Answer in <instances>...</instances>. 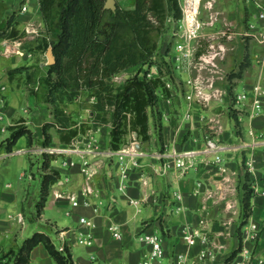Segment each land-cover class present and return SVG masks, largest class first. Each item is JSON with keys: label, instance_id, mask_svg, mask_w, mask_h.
Here are the masks:
<instances>
[{"label": "crops", "instance_id": "crops-1", "mask_svg": "<svg viewBox=\"0 0 264 264\" xmlns=\"http://www.w3.org/2000/svg\"><path fill=\"white\" fill-rule=\"evenodd\" d=\"M116 1L121 6L122 0ZM214 1L220 6L219 17L225 21L250 18L257 10L255 2L264 3V0H241L239 9L230 0ZM12 15L20 22L21 30L30 25L43 24L39 0H0V27ZM237 42L236 49L229 53L225 64V68L230 71L236 65L241 69L245 54V46L240 41ZM7 45L15 47L17 55L21 57L18 60L15 57L8 59L10 70L21 66L30 67V71L37 68L34 55L36 52L41 53L35 48L38 42L31 46L35 50H29L31 48L21 47L19 41H0L1 49ZM249 48L248 71L235 75V84L228 82L234 92L249 90L262 77L264 46L252 41ZM231 53H236V61H230ZM43 66L44 63H40V67ZM0 72L4 75L3 70L0 69ZM37 75L36 73L34 78L36 81L39 80ZM9 79L22 92L26 104L22 108L24 115L14 116L15 111L11 109L5 92L1 91L2 87L6 89L7 86L0 87V95L3 94L5 98L0 106L7 108L9 112L8 123L0 128V133L9 132V138V127L24 119L23 124L30 129L35 128L39 134L42 119L53 117L51 110L31 92L33 84L28 83L26 74H17ZM35 90L37 91L36 87ZM187 110L183 95L162 101L159 126L153 123L152 114L150 117V140L143 142L136 139L125 143L116 151L110 148V129L105 126L94 127L73 146L61 144L59 140L60 148L71 147L74 150L52 163V168L61 173V181L52 186L37 223L27 221L23 205L25 199L20 197L23 189L12 191V184L4 185L0 182V264H13L12 259L5 255L9 251H18L23 242L36 232L47 234L57 250L64 252L68 248L73 264H142L149 252V247L139 239L140 233L145 229L165 237L166 256L158 264H170L174 252H188L190 258L198 254L201 247L188 249L181 240L180 230L184 225L198 226L201 219L207 220V230L215 238L221 252L219 264H227L229 260L232 263L238 253L237 249L245 244L243 232L250 222L257 223L261 227V233L256 243L248 242L247 246L264 258V196L254 194L252 190L255 183L264 190V116L251 118L249 110L243 108L237 114L242 125V130H238L235 119L230 118V112L222 106L204 108L200 112L195 109L192 120L184 117ZM201 112L214 115L217 121L222 120L223 123L209 125L200 121ZM3 120L4 116H1L0 121ZM251 130L254 135L250 134ZM206 137L221 140L226 145L224 158L227 161L229 172L226 176L230 177L229 182H224V175L212 165L214 155L205 151ZM6 139L0 140V161L5 158L3 153L12 156L14 152L13 150L10 155L2 146ZM174 148L183 152L196 151L192 158L193 166L186 170L175 167L164 169L163 160L158 155ZM19 150L26 151L25 148L16 151ZM251 157L256 160L255 175L250 174L246 166ZM63 161L73 162L74 165L67 166ZM86 161L96 170L91 177L85 173ZM124 169L128 170V177L125 179L121 177ZM122 182L127 184L126 192L119 189ZM199 183L202 184L200 188ZM86 189L90 193L85 196L83 192ZM248 189L252 195L247 208L245 199ZM177 194L182 198L177 199ZM72 196L79 200V206L71 205ZM133 201H138L139 204H133ZM229 204H233L232 209L228 208ZM178 208H181L179 213ZM61 210L72 224L59 222L51 215L54 211L59 213ZM83 217L91 220L94 227L82 224ZM45 227L53 229L55 235L52 237ZM114 227H118L121 239L115 238ZM88 234L93 235V245L80 244V237ZM79 246L83 253L76 254L75 248ZM29 264L57 263L45 245L39 244L31 252Z\"/></svg>", "mask_w": 264, "mask_h": 264}, {"label": "trees", "instance_id": "trees-1", "mask_svg": "<svg viewBox=\"0 0 264 264\" xmlns=\"http://www.w3.org/2000/svg\"><path fill=\"white\" fill-rule=\"evenodd\" d=\"M40 11L45 25V35L38 42L36 50L46 53L52 48L55 63L48 66L46 77L42 78L45 91L30 90L41 102L53 107L54 121L43 126L44 147L52 144L50 129L56 128L61 144L70 145L86 127H78L67 114L62 104L71 102L82 91L91 92L95 101L92 105L93 125H110L112 150H120L126 143L129 132H134L143 141H149L151 109L171 98L166 81H174L172 57L168 55L162 64L154 63L158 52V42L154 35L162 34L169 18L180 20L182 10L179 0H134V7L123 8L117 4L116 11L104 9L106 0H39ZM20 22L12 15L0 29L1 40H19L22 35ZM24 48L27 45L24 44ZM28 48H31L28 47ZM31 48L29 50H35ZM165 58V57H164ZM158 67L159 76L140 77V71L126 80L123 85L114 86L108 79L137 66ZM21 66L8 72L9 78L27 72L28 83L39 84L35 71ZM160 113V111H158ZM20 119L10 126L11 135L3 143L5 150L13 152L22 137L29 146L33 144V131ZM61 154L50 153L42 176L37 216L50 195L53 185L61 179V173L52 168L51 162ZM251 191L248 190L245 206L248 208ZM39 244H44L57 264H73L70 250L56 249L50 237L36 232L27 238L18 251H9L5 257L13 264H29L31 252ZM234 256V255H233ZM230 264V260L227 262Z\"/></svg>", "mask_w": 264, "mask_h": 264}, {"label": "rangeland", "instance_id": "rangeland-1", "mask_svg": "<svg viewBox=\"0 0 264 264\" xmlns=\"http://www.w3.org/2000/svg\"><path fill=\"white\" fill-rule=\"evenodd\" d=\"M191 2H194V0H179V4L182 10V18L184 16V11L187 8H190V6L195 7L197 6V17L198 20L202 23V28H201V35L205 36V38H202L201 45L199 47V54L201 55L202 53H207L209 51H212L213 55L220 53L218 58H216V63L219 65V69H217L216 73L210 72L211 70H205L201 72L202 77L205 80H211L214 78L216 81L217 87H222L225 84H235V81H233V78L235 75H237L239 72L243 73L245 71H248V60L247 56H249L250 52V43L253 41L250 38L244 37L242 33L247 29L248 27V21L251 18H247L244 20H241V17L239 19L233 20V21H225L221 19L218 15L219 13V5L215 3L214 0L208 1L207 0H196V4L189 5ZM232 4L236 5L239 9H241V0H230ZM134 0H122L120 2L121 6L123 8H128L131 9L134 7ZM200 3V4H199ZM191 7V8H192ZM176 19L174 18H169L166 21L165 28L163 33L157 34L155 33L154 38L158 42V52L153 60L154 63H161L163 66V69L167 71L165 65L162 63V60H167L169 57H172L175 53V43H176V38L173 36L174 33V28L176 27L177 24ZM233 22V23H232ZM6 25V23H5ZM5 25L1 26L0 29H2ZM20 31H22L21 38L19 41L21 42V47H24V44L27 45V48L32 46L33 44L35 45L36 42H40L43 36L45 35V25L44 23L41 26H35V25H30L29 28H31L32 33L28 34L25 30H21L20 27H18ZM227 32L230 38L223 36V33ZM242 40V41H241ZM11 41V40H9ZM237 41H240L243 43L245 46V54L243 57V62L241 63V69H238V66L236 65V68H232V71L228 70L225 68L226 60L228 58V55L230 52L233 53V51L236 49L237 46ZM251 41V42H250ZM233 42V43H232ZM255 42V41H253ZM257 43V42H256ZM11 46V43H9ZM224 47L225 52L221 53L222 51L220 50L221 47ZM28 50V49H27ZM17 49L15 47H7L1 49L0 47V69L3 70L4 75L0 72V87L2 86H7V88L2 91L5 92V95L7 96V99L10 102L11 109L15 111L14 116H23V111L22 108L25 107L26 101L24 97L22 96V92L19 91L15 86L16 84H12L10 79H9V70L10 65L8 63V59L15 57L17 60L21 57L20 55H17L18 53L16 52ZM34 55L35 61H36V69L33 71H36L38 78H39V84L32 85V87H36L37 91L41 93L42 91H45V86L42 83V78L46 77L47 75V70L48 66L46 63L48 62L46 53H40ZM231 53V58L230 61L235 60L236 61V53L233 55ZM233 56V57H232ZM165 57V58H164ZM222 57V58H221ZM4 58V59H1ZM40 63H44L43 68L40 67ZM19 64V63H18ZM174 65V63H173ZM174 67V66H173ZM140 71V77H144V75H147L148 78H155L159 76V71L158 67L155 64V66H150V65H144L142 67L137 66L130 68L124 72H121L117 74L116 76L108 79V83L114 86H120L123 85L127 79L135 76L137 73ZM219 70V71H218ZM24 74H27V72H23ZM174 74V81L173 84L177 86V81H182L184 78H186L189 74L188 73H179L176 70L173 72ZM188 74V75H187ZM262 79H264V70L261 75ZM219 77H223L224 79L222 80ZM264 81V80H263ZM187 88L183 83L180 84L179 87V92H177L175 95L171 93V99H175L178 95H183ZM3 95V94H1ZM0 95V96H1ZM185 98V96H184ZM167 100V99H166ZM95 101V98L92 96L91 92L89 91H82L79 96H77L73 101L71 102H64L62 104V107L66 110L67 114L71 116L72 121L77 123L78 127H86V131L83 134H80L78 137H76L73 142L68 145V146H73V144H77V140L81 138L83 135H87L90 130H92L94 127L93 125V116L94 113L92 111V105L93 102ZM186 103L187 100L185 99ZM250 103L247 102V105L243 106L246 110H250ZM46 106V105H45ZM220 106V105H219ZM48 109L53 110V107L51 105H47ZM216 105L209 106V107H204L205 109L209 108H215ZM159 108L160 105L154 107V109H151L150 113L154 117L153 123L155 126H159L158 120H159ZM188 108V104H187ZM203 108V109H204ZM0 117L4 116V120L0 121V128L4 127L8 123V117H9V112L8 109L5 107L0 106ZM224 110H226L224 108ZM242 110V109H241ZM242 112V111H241ZM45 113V112H44ZM46 114V113H45ZM230 114V113H229ZM238 112L234 114H230V118H234L236 122V127L238 130H242V125H240L241 121L238 120ZM47 115H49V111L47 112ZM53 115V113H52ZM185 115V114H184ZM227 115V114H226ZM237 115V116H236ZM210 116V115H209ZM262 116V115H261ZM211 118L215 119L214 115L210 116ZM54 121V116L48 118L42 119L41 123L42 128L41 131H39V134L35 131V128H32L31 130L33 131V134L35 136L33 144L29 146L26 138H21L16 147L14 148V152L12 156H8L7 153H3L5 158L0 161V182L4 185L6 184H12L13 190H17L19 188L23 189V194H21V199L24 198V207H25V215L27 218L28 223H37L38 216H37V204L39 202V197H40V185H41V178L43 175H45L48 170L45 169V164L48 162V155L50 153L54 154H61L56 160L60 159L61 157L66 156L68 153H70V150H74L73 148H60L59 144V135L57 134V129L56 128H51L50 129V135L52 136V144L49 147H44L43 142L45 141V137L43 135V126L46 123H51ZM214 123H218V125H221L223 123L222 120H215ZM105 127H108L111 131L110 125H107ZM219 127V126H218ZM239 132V131H238ZM9 136V132H4L0 133V140H4ZM141 140L136 133L134 132H129L126 136V143L134 140ZM20 148H25L24 153L25 155H16L15 152H17V149ZM59 150H63L64 152H59ZM66 150V151H65ZM18 153V152H17ZM11 154V153H10ZM3 156V157H4ZM30 160V164H29ZM54 160V161H56ZM51 162L52 163L54 162ZM65 162V161H63ZM68 162V161H67ZM64 164V163H63ZM23 175V177H22ZM26 175V176H25ZM31 178H30V176ZM61 181V179L56 183L58 184ZM250 190V189H248ZM51 200V199H50ZM21 205V204H20ZM55 219H57L59 222L62 223H67V224H72V222L66 218L64 211L61 210L59 213L57 211H54L51 214ZM47 229V232L51 234L53 237L55 235V232L53 229L49 227H45ZM75 252L77 253H83L82 247H77L75 248Z\"/></svg>", "mask_w": 264, "mask_h": 264}, {"label": "built area", "instance_id": "built-area-1", "mask_svg": "<svg viewBox=\"0 0 264 264\" xmlns=\"http://www.w3.org/2000/svg\"><path fill=\"white\" fill-rule=\"evenodd\" d=\"M195 6L196 0L191 2L189 5ZM256 13L253 14L248 21L247 29L242 33L244 37L250 38L260 45L264 46V3L255 2ZM185 9L184 16L177 21L176 27L174 28L173 36L176 38L175 43V53L172 55V61L174 63V70L179 73H188L187 77L182 81H177V86L171 81H166V88L171 91L172 95L179 92L180 84L183 83L187 90L184 93L185 99L187 100L188 110L185 112L184 117L187 120H192L195 109L199 112L204 107L209 106H222V108L227 109L230 114L236 112L241 113L243 106L250 103V117L255 118L257 116H264V81L262 78L255 83L249 90L241 92L232 91L228 84L223 85L221 88L217 87L216 81L213 79L205 80L201 72L205 70H211L210 72L216 73L219 69V65L216 63V58L220 55L212 53V51L207 50V53L199 54V47L201 45L202 38L205 36L201 35L202 23L198 20L197 13L195 14L194 8ZM26 7L23 8V11ZM26 32L28 34L32 33L31 28H27ZM223 36L228 38L227 32L223 33ZM221 53L225 52L224 47L220 48ZM222 58V57H221ZM216 59V60H215ZM219 71V70H218ZM222 80L223 77H219ZM5 88L2 87V91ZM0 102L4 103L5 98L1 95ZM199 115L200 121H205L207 124L212 125L216 119L211 118L208 114L201 112ZM251 135H254L253 130L250 131ZM206 149L205 151L214 155V161L212 165L217 168L221 175H224V182H229L230 177H227L228 168L226 160L224 158V152L227 150L226 145L221 140L213 139L212 137L205 138ZM66 151V150H65ZM18 153L24 152L23 150L17 151ZM59 152H64L59 150ZM115 153V152H114ZM12 155V153L10 154ZM196 155V151H178L177 149H171L169 151H164L158 155V158L163 160V168L169 169L175 167L181 170H186L193 166L192 158ZM67 166H73V162H64ZM137 165V163H134ZM86 166L85 173L91 177L96 173L94 167L86 161L84 162ZM247 170L250 174H256V160L251 157L247 163ZM128 170L124 169L122 171V178L128 177ZM26 176V175H25ZM30 176V175H29ZM31 178V176H30ZM257 180V179H256ZM202 186L201 183L198 184V188ZM119 189L122 192H126L127 184L120 183ZM252 190L254 194H260L264 196V190H261L257 183L252 185ZM89 189L84 190L83 195H87ZM182 196L177 194V199H181ZM70 203L73 207L79 206L80 202L75 197H70ZM87 204V202H86ZM133 204H139L138 201H133ZM233 204H229L228 208L232 209ZM181 208L177 209V212ZM21 221L23 218L21 217ZM81 223L88 226L94 227L91 220L83 217L81 218ZM114 236L117 239H121L122 235L118 227H114ZM261 233V227L255 223L250 222L243 232L244 246L237 249L234 260L230 264H264V258L258 256L254 250L247 246V243H256ZM181 240L189 248L200 246L201 249L198 254L192 258L189 257L187 253L174 252L171 258L170 264H219L220 263V250L215 242V238L207 230V220L201 219L198 226L184 225L180 230ZM139 239L142 243L149 247V252L145 256L142 264H158L159 260L166 256L165 248V237L156 232L150 231L148 229L143 230ZM79 243L85 246H92L94 243L93 235H82L79 239ZM239 259V260H238Z\"/></svg>", "mask_w": 264, "mask_h": 264}, {"label": "water", "instance_id": "water-1", "mask_svg": "<svg viewBox=\"0 0 264 264\" xmlns=\"http://www.w3.org/2000/svg\"><path fill=\"white\" fill-rule=\"evenodd\" d=\"M105 10L109 11H116L117 9V1L116 0H106L105 5H104ZM46 56L48 59V62L46 63L47 66H51L55 63V56L53 54L52 48H49L48 51L46 52Z\"/></svg>", "mask_w": 264, "mask_h": 264}, {"label": "bare ground", "instance_id": "bare-ground-1", "mask_svg": "<svg viewBox=\"0 0 264 264\" xmlns=\"http://www.w3.org/2000/svg\"><path fill=\"white\" fill-rule=\"evenodd\" d=\"M197 9H198L197 6H195V8H194L195 14L198 13Z\"/></svg>", "mask_w": 264, "mask_h": 264}]
</instances>
